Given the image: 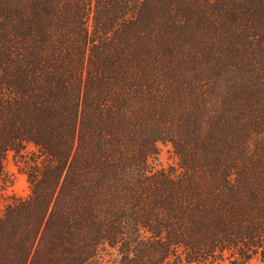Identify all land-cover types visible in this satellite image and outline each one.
<instances>
[{"label":"trees","instance_id":"1","mask_svg":"<svg viewBox=\"0 0 264 264\" xmlns=\"http://www.w3.org/2000/svg\"><path fill=\"white\" fill-rule=\"evenodd\" d=\"M255 257L264 0H0V264Z\"/></svg>","mask_w":264,"mask_h":264},{"label":"rangeland","instance_id":"2","mask_svg":"<svg viewBox=\"0 0 264 264\" xmlns=\"http://www.w3.org/2000/svg\"><path fill=\"white\" fill-rule=\"evenodd\" d=\"M157 155L151 161L153 169H172L178 172V158L175 155L172 145L168 141H157ZM28 150H33V146L29 145ZM18 158H13L11 155L8 157L5 170L11 181L10 186L7 188V196L16 198H26L29 194V187L26 181V176L19 167ZM248 264H262L258 258H253Z\"/></svg>","mask_w":264,"mask_h":264}]
</instances>
